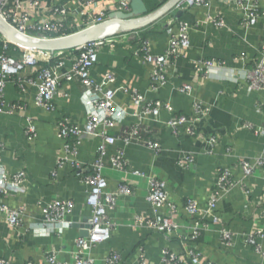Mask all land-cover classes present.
I'll return each mask as SVG.
<instances>
[{"label": "crops", "instance_id": "1", "mask_svg": "<svg viewBox=\"0 0 264 264\" xmlns=\"http://www.w3.org/2000/svg\"><path fill=\"white\" fill-rule=\"evenodd\" d=\"M207 2L209 8L192 7L181 12L180 16L179 13L175 15L176 20L184 21L191 27L190 49L184 57L170 61L168 83L157 93L150 91L151 66L144 63L142 57L133 55L138 45L101 50L91 76L101 83L105 75L112 72L116 76V87H125L130 91L136 89L150 100L170 102L175 114L191 116L196 101L211 109L210 115L197 125V134L193 137L183 132L177 136L163 126L149 123L144 129V137L157 143L161 154L131 146L126 149V155L134 169L166 183L170 200L177 207L176 221L186 233L187 228L194 225V220L184 211L186 201L193 199L201 207H206L210 197L221 191L218 171L230 169L234 187L228 194L222 193L217 211L220 223L206 219L212 225L199 239V250L206 260L216 264H264V239H258L257 246H250L243 237L244 234L251 235L255 229L264 231V169H258L253 177L244 179L239 165L244 158L264 156V135L244 128L246 123L255 129L264 126V93L250 91L245 80L239 83L221 78L208 81L194 70V62L201 59L225 62L235 73L252 67L258 50L264 45V17L254 26H244V16L234 0ZM260 3L264 9V0H260ZM220 18L225 23L223 28L215 26L212 21ZM156 23L140 30L143 38L150 41L152 53L162 55L169 46L171 34L166 21L160 30L154 29ZM10 55L14 53L10 52ZM242 55L246 56V62L240 60ZM71 64L69 58L67 67ZM185 84L193 86L191 95L180 93L179 89ZM37 92L33 85H29L26 92H21L14 83H10L5 91L6 104L22 103L26 107L13 113L0 112V142L5 144L0 166L10 175L23 170L28 176V182L19 192L8 199H0V202L12 208L21 205L28 208V217L20 231L10 228L0 215V257L11 260L13 264H44V253L51 247L62 250L64 254L60 256L61 260L68 261V252L73 249L75 239L83 232L82 225L91 215L84 184L87 172L77 171L70 165L61 170L57 168L58 159L64 154V141L59 137L58 122L68 118L81 129L85 127L88 117L85 91L78 80L63 82L55 99L56 110L52 112L36 105ZM115 101L125 110L132 108L130 93L119 92ZM167 117V114L162 115V119ZM28 118L33 120L37 130L33 142L25 136ZM130 124L132 121L119 125L116 133L129 130ZM212 137L218 138L215 147L210 144ZM100 145L99 139L82 141L78 146V161L93 163L98 158ZM120 146L111 147L109 155L115 154ZM186 153L196 155L190 169L179 165ZM54 171H57V177H53ZM103 175L109 191L116 192L121 184H127L133 194L120 197L117 210L110 214L118 227L106 244L94 249L97 264H102L103 257L113 250L121 255L125 264H137L135 258L139 246L145 250V264H162L164 249L181 255L183 249L177 239H168L161 233L134 227L136 216L144 219L154 217L147 200L146 181L111 168H106ZM57 198L74 201L75 224L66 227L61 237L56 234L36 235V221L32 217L39 214L37 201L51 202ZM225 227L236 233L231 248L222 244L220 231Z\"/></svg>", "mask_w": 264, "mask_h": 264}, {"label": "built area", "instance_id": "2", "mask_svg": "<svg viewBox=\"0 0 264 264\" xmlns=\"http://www.w3.org/2000/svg\"><path fill=\"white\" fill-rule=\"evenodd\" d=\"M133 1L0 0V20L18 39L61 41L110 22L119 23L117 20H112L110 16L114 13L131 14ZM234 2L244 16V26H254L264 17V9L260 0H234ZM201 6L209 8L210 4L207 0H182L176 5L170 13L174 15L167 21L171 39L167 50L162 55L151 54L150 41L143 39L140 29L118 32L110 28L107 34L103 33L94 41L74 49L78 52L76 56L71 55V50L49 51L21 46L0 31V112L13 113L22 111L26 107L22 103L11 106L6 104L5 91L10 83H14L21 92H26L29 85L35 86L38 90L36 105L48 112L56 110L55 99L60 93L63 82L78 80L85 91L88 109L85 127L81 129L68 118H63L58 122L59 137L64 141V154L59 157L57 168L61 170L70 165L77 171L87 172L84 184L87 187L86 203L91 208V215L82 225L81 231H87L88 235L87 237L78 236L75 239L73 249L68 252L70 256L68 261L61 260L60 256L64 254L62 250L55 247L47 249L44 253V264H97L93 256L94 249L106 244L118 227L113 223L110 214L117 210L120 197L133 194L131 187L127 184H121L116 192L109 191L107 180L103 175L106 168L146 181L147 200L153 209L154 217L144 219L136 216L134 227L139 230L147 229L161 233L168 239H177L183 249L181 255L164 249L161 257L162 264H216L206 260L199 250L198 241L212 225L210 221L206 222V219L220 223L217 211L223 197L222 193L228 194L234 187L231 170L224 168L218 171V184L221 191L210 197L206 207H201L193 199L186 201L184 211L194 220V225L188 227L186 233L181 224L176 221L177 207L170 200L166 183L155 176H147L134 169L126 155V149L131 146L145 148L156 154L161 153L157 143L144 137V129L149 123L163 126L175 135L185 132L195 136L197 125L210 115L211 109L196 101L193 104L191 116L175 114L170 102L159 99L150 100L136 89L130 91L125 87H116V76L112 72L107 73L101 83L94 81L91 76L92 69L99 61L101 50H114L124 45H139L134 55L142 57L144 63L152 67L149 81L150 91L157 93L167 82L166 67L169 61L184 57L190 48L191 27L184 21L176 20L175 15L192 7ZM212 21L217 27H225L221 18ZM10 52L14 55H10ZM69 58L72 64L67 67ZM245 58L246 56L242 55L240 60L246 62ZM194 70L198 76L211 81L221 78L239 83L245 80L250 91L264 93V45L258 50L252 67L238 70V73L230 69L225 62L206 59L195 61ZM179 91L182 94L191 95L193 86L185 84ZM119 92L130 93L131 109L125 110L116 104L115 98ZM163 114H167L168 117L162 119ZM127 121H132L129 130L117 134V127L125 125ZM244 128L255 134L264 135V126L255 129L253 125L246 123ZM25 136L30 142L35 141L37 137V130L31 118H28ZM87 139L101 141L98 158L90 164L80 163L77 159L78 146ZM217 143V137L210 139L212 147H215ZM119 144L120 149L110 156V148ZM4 148L5 144L0 142V156ZM191 159L193 160L190 156L184 157L179 165L184 169H189ZM239 165L244 179H249L258 169H264V156L254 159L244 158ZM52 175L57 177V171H54ZM27 182L28 176L25 171L20 170L10 175L0 166V199L10 198ZM36 206L39 214L34 215L32 219L36 221L34 232L38 236L56 234L61 237L66 227H72L75 224L73 215L76 205L71 199L57 198L51 202L37 201ZM0 215L10 228L20 231L28 217V208L25 205L12 208L0 202ZM220 233L222 244L227 248L233 247L236 233L226 227L221 229ZM243 237L246 244L257 246V240L264 239V231L255 229L251 235L244 234ZM135 262L137 264L146 263V254L142 246L138 247ZM101 263L125 264L121 255L114 250L103 257ZM0 264H13V262L0 257ZM25 264L34 263L26 262Z\"/></svg>", "mask_w": 264, "mask_h": 264}, {"label": "water", "instance_id": "3", "mask_svg": "<svg viewBox=\"0 0 264 264\" xmlns=\"http://www.w3.org/2000/svg\"><path fill=\"white\" fill-rule=\"evenodd\" d=\"M181 1L182 0H166L160 8L154 12H150L143 0H134L132 4L133 12L131 14L124 15L122 13H114L110 16L112 20H117L119 23L110 22L91 31L82 33L76 37L61 41H35L18 39L14 33L8 27H6L4 23H2L1 20L0 31L8 36L13 42L21 46L49 51H69L94 41L110 28H114L118 32H128L148 27L169 15L174 10L176 5ZM87 235V231H83L80 236L87 237Z\"/></svg>", "mask_w": 264, "mask_h": 264}, {"label": "trees", "instance_id": "4", "mask_svg": "<svg viewBox=\"0 0 264 264\" xmlns=\"http://www.w3.org/2000/svg\"><path fill=\"white\" fill-rule=\"evenodd\" d=\"M144 2H146L145 4L147 5L148 4V8L150 9V11L151 12H154V11H156L158 8H160V6L162 5H160V2H158L157 0H143ZM107 32V31H106ZM106 32H104V33H106ZM107 34V33H106ZM143 37V36H142ZM144 39V38H143ZM135 46V45H134ZM138 47H139V45H138ZM138 49V48H137ZM190 49V48H189ZM188 49V50H189ZM188 50L186 51V53L188 52ZM136 51V50H135ZM134 51V52H135ZM78 54V52L76 51V50H71V55H74V56H76ZM151 54L152 55H154L153 53H152V51H151ZM133 55H134V53H133ZM186 55V54H185ZM135 56V55H134ZM136 57V56H135ZM206 60H213V59H206ZM170 61H172V59L170 60ZM170 61H169V63H170ZM169 65V64H168ZM151 69H152V67H151ZM151 72V71H150ZM166 72H167V77H166V79H167V82H166V84L163 86V87H161V89H163L166 85H167V83H168V78H169V76H168V66L166 67ZM209 81V80H208ZM165 102V101H164ZM117 130V129H116ZM182 133V132H181ZM183 133H185V132H183ZM186 135H188V136H190V137H193V136H191V135H189V134H186ZM178 136V135H177ZM159 154H161V153H159ZM187 156H190V158L192 157L193 158V160L191 159V161H190V168L194 165V163H195V160H196V155L195 154H193V153H186L185 155H184V157H187ZM184 157L182 158V160L184 159ZM181 161V160H180ZM189 168V169H190ZM148 176V175H147ZM161 180V179H160Z\"/></svg>", "mask_w": 264, "mask_h": 264}, {"label": "rangeland", "instance_id": "5", "mask_svg": "<svg viewBox=\"0 0 264 264\" xmlns=\"http://www.w3.org/2000/svg\"><path fill=\"white\" fill-rule=\"evenodd\" d=\"M164 3H165V1H164V0H161L160 5H161V4L163 5ZM162 5H161V6H162ZM161 6H160V7H161ZM173 15H174V14L172 13V14L166 16L164 19L159 20V21L156 23V25L154 26V29H156V30H160L162 24L165 23V21L167 22V21H168L167 19L171 18ZM166 27H167V24H166Z\"/></svg>", "mask_w": 264, "mask_h": 264}, {"label": "clouds", "instance_id": "6", "mask_svg": "<svg viewBox=\"0 0 264 264\" xmlns=\"http://www.w3.org/2000/svg\"><path fill=\"white\" fill-rule=\"evenodd\" d=\"M41 231H42V229H41Z\"/></svg>", "mask_w": 264, "mask_h": 264}]
</instances>
